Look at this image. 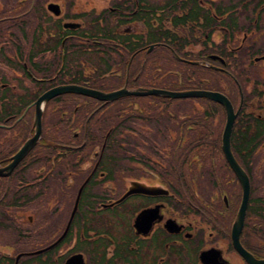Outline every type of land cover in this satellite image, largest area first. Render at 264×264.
<instances>
[{"label":"flooded vegetation","instance_id":"1","mask_svg":"<svg viewBox=\"0 0 264 264\" xmlns=\"http://www.w3.org/2000/svg\"><path fill=\"white\" fill-rule=\"evenodd\" d=\"M65 85L190 94L56 95L6 170ZM0 171V264H264V0H0Z\"/></svg>","mask_w":264,"mask_h":264},{"label":"water","instance_id":"2","mask_svg":"<svg viewBox=\"0 0 264 264\" xmlns=\"http://www.w3.org/2000/svg\"><path fill=\"white\" fill-rule=\"evenodd\" d=\"M160 92L161 95H166V96H170V97H183L186 96L190 93L187 92H171V91H165V90H143V91H127L125 89H121V90H117V91H113V92H101V91H95V90H91V89H87V88H83L80 86H75V85H65V86H58L52 89H49L47 92H45L41 97H39V99L37 100L36 103V113H37V117H36V134L32 137L31 140L27 141L21 148L20 150L12 157V162L7 165L5 167V169H9L11 168L15 162H18L23 156L24 154L29 150L31 144L33 141L36 140V137L38 136V132H39V117H40V112H41V108L40 106H42L43 104H45L49 99L53 98L56 95L59 94H64V93H81V94H86V95H92L95 96L98 99H102V100H111V99H115L118 96L121 95H130V94H134V95H147V94H156ZM191 94H197L200 95L201 93H196L193 92ZM231 161V159H230ZM232 162V161H231ZM1 174V171H0ZM248 192V187L246 186V183L244 184V201L246 202V193Z\"/></svg>","mask_w":264,"mask_h":264}]
</instances>
